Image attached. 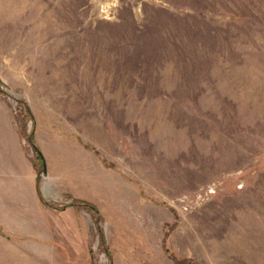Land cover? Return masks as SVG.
Segmentation results:
<instances>
[{
	"label": "rangeland",
	"instance_id": "rangeland-1",
	"mask_svg": "<svg viewBox=\"0 0 264 264\" xmlns=\"http://www.w3.org/2000/svg\"><path fill=\"white\" fill-rule=\"evenodd\" d=\"M0 141V264H264V0H0Z\"/></svg>",
	"mask_w": 264,
	"mask_h": 264
},
{
	"label": "trees",
	"instance_id": "trees-1",
	"mask_svg": "<svg viewBox=\"0 0 264 264\" xmlns=\"http://www.w3.org/2000/svg\"><path fill=\"white\" fill-rule=\"evenodd\" d=\"M18 103H20V102H18ZM27 113H30L29 111L27 112ZM31 114H29V116H30ZM37 151V150H36ZM37 153H38V151H37ZM37 193H38V196H39V198H40V200L41 201H43L44 202V200H43V198H42V196H41V194H40V191H39V189L37 188ZM78 202V204H80L88 213H90L91 215H93V217H94V219L98 222V220H100V214H99V211L97 210V208L93 205V204H91V203H89L88 201H85V200H78L77 201ZM45 203V202H44ZM72 205H74V203L72 204ZM100 242H101V245L102 246H104L105 245V241H104V239H103V237H101V239H100Z\"/></svg>",
	"mask_w": 264,
	"mask_h": 264
},
{
	"label": "crops",
	"instance_id": "crops-1",
	"mask_svg": "<svg viewBox=\"0 0 264 264\" xmlns=\"http://www.w3.org/2000/svg\"><path fill=\"white\" fill-rule=\"evenodd\" d=\"M1 140H2V139H1ZM0 142H1V141H0ZM1 143H2V142H1ZM2 144H3V143H2ZM8 151H9V150H8ZM2 154H6V155H7V150H6V148L4 147V145L0 146V156H1ZM8 155H10L11 157H13V155H12V153H11V150H10V154H8ZM27 173H28V169H27ZM13 174H14V172L12 171V172H11V175L9 174L8 178H14V179H15V182L13 183V186H14V185H15V186H18V185L20 184V182H21V179L18 178L16 174H15V175H13ZM0 178H7V177L1 175ZM5 184H6L5 180L0 179V186L5 185ZM35 187H36V184H35ZM35 189H36V188H35Z\"/></svg>",
	"mask_w": 264,
	"mask_h": 264
},
{
	"label": "water",
	"instance_id": "water-1",
	"mask_svg": "<svg viewBox=\"0 0 264 264\" xmlns=\"http://www.w3.org/2000/svg\"><path fill=\"white\" fill-rule=\"evenodd\" d=\"M38 153L41 155V153L38 151ZM42 156V155H41ZM46 169H45V163H43V176H46Z\"/></svg>",
	"mask_w": 264,
	"mask_h": 264
}]
</instances>
